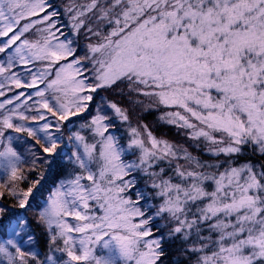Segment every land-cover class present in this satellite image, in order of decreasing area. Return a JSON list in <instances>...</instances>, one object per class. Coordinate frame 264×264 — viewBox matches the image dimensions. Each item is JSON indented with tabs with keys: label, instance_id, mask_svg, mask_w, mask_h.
Listing matches in <instances>:
<instances>
[{
	"label": "snow or ice",
	"instance_id": "obj_1",
	"mask_svg": "<svg viewBox=\"0 0 264 264\" xmlns=\"http://www.w3.org/2000/svg\"><path fill=\"white\" fill-rule=\"evenodd\" d=\"M0 97V264H264V0H0Z\"/></svg>",
	"mask_w": 264,
	"mask_h": 264
},
{
	"label": "trees",
	"instance_id": "obj_2",
	"mask_svg": "<svg viewBox=\"0 0 264 264\" xmlns=\"http://www.w3.org/2000/svg\"><path fill=\"white\" fill-rule=\"evenodd\" d=\"M52 2L60 7L61 12H63V5L68 2V0H52ZM80 2V0H78ZM61 22L64 25H67L68 19L67 16H61L59 18ZM37 27H42V25H37ZM65 32L68 31V28L65 27L63 29ZM36 36L29 34V39H34ZM63 39V37H61ZM84 41L81 40V48H83ZM80 55H83V51L80 52ZM43 87V86H41ZM6 92V96L8 98H11L13 96V92H9L8 88L6 87L4 89ZM102 96H107L111 100H115L118 103H120L122 106L130 107L131 111V120L133 126H136L137 124H146L148 125V128L153 132L155 136L158 138H166L171 141H176V139H181L183 140V143H185V146H188L189 142H186V136L182 130H178L174 126L168 125L161 121L159 117L163 114L164 111H169L171 109H165L163 106H155L153 105L151 108H146V107H141V108H131V106L128 105L126 98L121 97L117 95L116 93H109V92H101ZM5 97H0V101H3ZM31 103V101H29ZM151 102L147 99L144 98V105L147 106ZM6 107H12V105H7ZM2 111V110H0ZM127 132V125L122 124L120 126V131L117 133V135L120 134H125ZM191 150V148H190ZM194 154H198V150L194 152ZM243 157L241 158V161L238 162H243ZM9 206H11V202H9ZM35 215L34 212H29L28 216L31 218ZM39 235V231H38Z\"/></svg>",
	"mask_w": 264,
	"mask_h": 264
},
{
	"label": "rangeland",
	"instance_id": "obj_3",
	"mask_svg": "<svg viewBox=\"0 0 264 264\" xmlns=\"http://www.w3.org/2000/svg\"><path fill=\"white\" fill-rule=\"evenodd\" d=\"M177 142L183 143V140L181 139H176Z\"/></svg>",
	"mask_w": 264,
	"mask_h": 264
}]
</instances>
